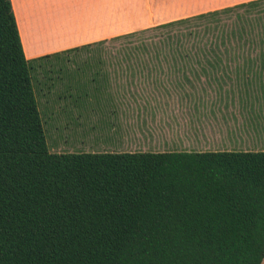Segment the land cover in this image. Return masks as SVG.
<instances>
[{
	"label": "trees",
	"instance_id": "trees-1",
	"mask_svg": "<svg viewBox=\"0 0 264 264\" xmlns=\"http://www.w3.org/2000/svg\"><path fill=\"white\" fill-rule=\"evenodd\" d=\"M153 29V45L119 60L264 71V0L112 39ZM49 56L25 57L11 0H0V264H261L264 149L52 152L30 65Z\"/></svg>",
	"mask_w": 264,
	"mask_h": 264
},
{
	"label": "crops",
	"instance_id": "crops-1",
	"mask_svg": "<svg viewBox=\"0 0 264 264\" xmlns=\"http://www.w3.org/2000/svg\"><path fill=\"white\" fill-rule=\"evenodd\" d=\"M202 1L162 0L165 15L141 20L133 14L136 0L11 3L24 55L32 60L247 0H214L222 3L205 9L187 5ZM33 62L42 67L44 60ZM259 66L248 61H62L58 67L66 70L57 72V83L39 92L42 125L55 132L52 141L59 143L53 145L77 153L261 150L264 71Z\"/></svg>",
	"mask_w": 264,
	"mask_h": 264
},
{
	"label": "rangeland",
	"instance_id": "rangeland-1",
	"mask_svg": "<svg viewBox=\"0 0 264 264\" xmlns=\"http://www.w3.org/2000/svg\"><path fill=\"white\" fill-rule=\"evenodd\" d=\"M187 1L190 2L191 0H187ZM136 3H137V7H136L137 10L133 14L136 15L134 17L137 19L138 18L140 20L142 18L148 19V16L153 15V13L156 16L165 15V12H164L165 7H163L162 0H136ZM221 3L222 2H215L214 0H203L200 5H196L194 3H192L193 5H190L188 3L187 5L191 6L192 9H205V8L217 6V4H221ZM223 7H226V6H223ZM223 7H220V8H223ZM220 8H216V9H220ZM151 9L153 11H151ZM231 15H232L231 18H229L230 16L229 17L223 16V19H225V22H229L233 19L234 14H231ZM161 23H164V22H161ZM158 24L160 23H155V24L144 26V27H138L135 30H132L129 32L149 28V27H152ZM129 32H125L122 34H126ZM158 33H159V30L153 29V30H145L143 32L137 33L129 37L124 36L121 38L112 39V37L114 36H109L107 37V39L92 42L91 45L83 46V47L72 49L69 51H62V52H59V54L57 55H51L49 57L43 58L44 62L42 63V67H34V62H30V65L33 67L31 71L32 86H33L36 100L38 102L39 110H41L40 103H39V98H40L39 92L42 91L43 88L49 87L48 85L57 83L58 81L56 79L57 72L66 70V68L58 67L60 63H62V61H67V60H119L121 58L126 57L125 55L126 51L132 52V54H130L132 55V58L138 57L140 54V51H135L134 50L135 47H137L140 44H145V43L151 46L150 44H152L153 42L159 39ZM118 35H121V34H118ZM149 49L152 50L153 48L150 47ZM141 55L146 57V55H144L143 53ZM45 133H46V138L48 140L49 149L52 152H56V153L76 152V151H72L73 148H71L70 146L64 145L60 147V146L53 145V144L59 143L56 141H52V137L55 132L49 131V130L47 131L46 129ZM257 147L264 148V141H261V145H257ZM261 264H264V259L262 260Z\"/></svg>",
	"mask_w": 264,
	"mask_h": 264
}]
</instances>
